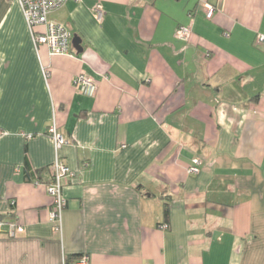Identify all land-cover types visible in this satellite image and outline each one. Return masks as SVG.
Instances as JSON below:
<instances>
[{"label": "crops", "instance_id": "1", "mask_svg": "<svg viewBox=\"0 0 264 264\" xmlns=\"http://www.w3.org/2000/svg\"><path fill=\"white\" fill-rule=\"evenodd\" d=\"M48 20L82 52L36 48L0 0V219L25 230L0 232V264H264V0H81ZM53 123L74 174L61 233L45 189Z\"/></svg>", "mask_w": 264, "mask_h": 264}, {"label": "built area", "instance_id": "2", "mask_svg": "<svg viewBox=\"0 0 264 264\" xmlns=\"http://www.w3.org/2000/svg\"><path fill=\"white\" fill-rule=\"evenodd\" d=\"M15 1L26 21L34 46H46L50 55H67L71 41L70 32L60 24L48 20V16L61 8L67 2L79 3L81 0H10ZM205 6V17L211 19L215 9ZM92 15L97 23H101L104 17L102 8L97 5L92 10ZM192 35L190 26H179L174 37L181 42L187 43ZM263 36L257 37V42H262ZM74 88L81 94L93 97L97 90V84L88 76L80 74L73 81ZM4 134L0 130V137ZM50 135L55 147V160L50 166L49 172L51 180L45 186L47 195L52 199V206L49 213L50 222L54 231L61 233L62 218L66 208V199L63 194L65 184L74 177L73 172L64 165L58 157L59 148L66 143L62 136L57 132L54 123L49 127ZM201 161L194 158L191 165L187 168L190 176H196L200 171ZM37 185L38 183L35 182ZM0 232L6 233L10 238H15L25 233L24 228L15 220L0 219ZM70 264H89V256L80 255Z\"/></svg>", "mask_w": 264, "mask_h": 264}, {"label": "water", "instance_id": "3", "mask_svg": "<svg viewBox=\"0 0 264 264\" xmlns=\"http://www.w3.org/2000/svg\"><path fill=\"white\" fill-rule=\"evenodd\" d=\"M71 44L76 52L81 53L82 48L80 47V39L77 36H73L71 39Z\"/></svg>", "mask_w": 264, "mask_h": 264}, {"label": "trees", "instance_id": "4", "mask_svg": "<svg viewBox=\"0 0 264 264\" xmlns=\"http://www.w3.org/2000/svg\"><path fill=\"white\" fill-rule=\"evenodd\" d=\"M164 218H167L169 215V206L167 204L164 205V212H163ZM79 257V256H78ZM78 257H76L75 259H77ZM74 259V260H75ZM74 260H69L67 259L66 264H70L71 262H73Z\"/></svg>", "mask_w": 264, "mask_h": 264}]
</instances>
